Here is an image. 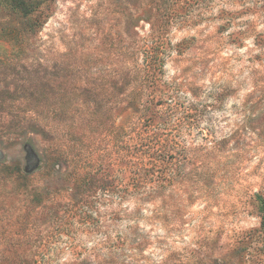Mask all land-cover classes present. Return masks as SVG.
<instances>
[{
  "label": "rangeland",
  "instance_id": "rangeland-1",
  "mask_svg": "<svg viewBox=\"0 0 264 264\" xmlns=\"http://www.w3.org/2000/svg\"><path fill=\"white\" fill-rule=\"evenodd\" d=\"M257 196L264 0H0V264H264Z\"/></svg>",
  "mask_w": 264,
  "mask_h": 264
},
{
  "label": "trees",
  "instance_id": "trees-1",
  "mask_svg": "<svg viewBox=\"0 0 264 264\" xmlns=\"http://www.w3.org/2000/svg\"><path fill=\"white\" fill-rule=\"evenodd\" d=\"M154 54H155V51H152L150 49L145 50V58H144L145 70L149 69L153 63L158 64L159 61H162L160 59V56H158L157 54L156 55H154ZM150 79L153 80L152 74L150 75ZM158 111H161V110H158ZM152 119H153V114H150L149 116H147V118H146L147 123L152 122ZM154 127L155 126L153 125V128ZM172 141L170 140V142H169V141H166L165 138H162L160 136L159 130H155V131H153V133L148 134V135L142 134V136H140V138H139L138 144L136 145V148H137V156L136 157H137V159H140L143 162H139L137 164L134 163V167L136 170L135 173L138 176L143 175L146 178H149L151 180L152 177L154 176L153 171L156 167L154 165L152 167H150L149 164H152V162H151L152 160L156 161L159 159V158H157V156H160L161 154L156 155L155 154L156 151L162 152V149H161L162 146H166V145H168L167 142L171 143ZM150 158H151V160H150ZM145 160H147V162L144 163ZM257 199H258V203H259L260 213L263 214V217H264V198L261 196H257Z\"/></svg>",
  "mask_w": 264,
  "mask_h": 264
}]
</instances>
